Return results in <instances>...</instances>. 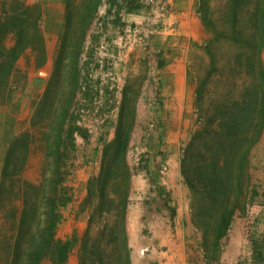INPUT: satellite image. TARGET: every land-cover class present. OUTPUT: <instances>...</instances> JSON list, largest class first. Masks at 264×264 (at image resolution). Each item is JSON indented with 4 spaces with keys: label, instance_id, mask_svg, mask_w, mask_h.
<instances>
[{
    "label": "trees",
    "instance_id": "obj_1",
    "mask_svg": "<svg viewBox=\"0 0 264 264\" xmlns=\"http://www.w3.org/2000/svg\"><path fill=\"white\" fill-rule=\"evenodd\" d=\"M212 2L199 0L197 7L202 23L212 34L204 48L212 59L216 44L231 48L221 67L212 63V71L222 75L228 69L231 76L226 77L234 84L239 77L242 90L237 97L224 98L209 110L202 102L206 81L197 86L195 105L201 125L182 148L180 173L189 190L191 222L200 234L197 244L207 262L219 259L220 242L234 214L245 207L250 154L264 129V0H218L215 6ZM101 3L64 0L53 73L32 112L30 128L12 135L6 146L0 171V212L11 207L14 200L19 205L14 209V225L4 247V264H44L47 260L63 264L75 244L78 264H132L128 233L130 129L122 121L125 88L114 136L103 143L100 168L88 178L80 204V211L88 216L86 227L80 237L74 233L66 239L56 237L60 208L71 200L65 182L74 132L82 134L74 108L78 94L84 93L81 56ZM41 14L39 3H24L20 12L10 7L0 13V104L12 98L17 60L27 50L36 60L44 58ZM9 36L11 44L7 43ZM31 129L39 130L33 133ZM34 148L42 153L44 167L31 179L25 170ZM153 182L158 195L165 196L164 204L172 217L175 210L167 205L166 192L155 178ZM200 193L201 209L197 207ZM239 264H264V251L256 239L251 241L249 260Z\"/></svg>",
    "mask_w": 264,
    "mask_h": 264
},
{
    "label": "rangeland",
    "instance_id": "obj_2",
    "mask_svg": "<svg viewBox=\"0 0 264 264\" xmlns=\"http://www.w3.org/2000/svg\"><path fill=\"white\" fill-rule=\"evenodd\" d=\"M173 1L114 0V3L109 5L108 0H102L81 56L84 93L78 94V102L74 108L76 122L81 127L82 134L74 132V149L67 162L68 174L65 182L70 190L71 200L60 208L61 219L56 237L66 239L73 233L80 237L86 227L88 216L86 212L80 211V204L86 194L88 178L96 174L100 168L103 143L114 136L125 88L122 121L123 126L130 129L129 206L132 215L128 219V233L132 264H152L147 258V246L153 242L156 233L167 230L171 220L168 219L170 210L164 204L165 196L158 195L153 177L160 172L159 170L167 171L163 148L168 135L165 125L155 114V109L163 102L159 70L173 54L166 46L167 43L171 44L174 41L173 38L169 39L166 36V33L175 27L174 22L168 21V16L176 11ZM217 1L213 0V5H216ZM198 2L199 0H195L194 9L200 18L205 37L201 41L191 42L192 46L187 52V79L193 88V99L188 116L189 126L182 140L181 158L182 148L190 134L201 125L195 105L197 86L206 81L202 102L209 110H213L214 105L224 98L237 97L242 90L239 77L236 78L235 84L232 79L226 77L228 69L222 75L212 71V63L215 62L216 67H221L227 60L231 48L224 43L216 44L212 51L213 59L205 50L206 41L212 34L202 23L197 9ZM24 3L40 4L42 12L40 27L44 35L45 55L42 60H36L34 54L27 50L17 60L12 98L0 104V171L8 141L12 135L30 128L32 112L53 73L64 17V0H0V13L10 7L20 12ZM109 6L111 11L107 12ZM129 7H132L131 10H128ZM214 16L217 17L216 12ZM7 43H12L10 36ZM261 55L264 61V49ZM228 76H231L230 73ZM85 91H88V96L85 95ZM184 119L186 120L185 113L181 118V128L187 123L183 124ZM31 130L34 133L39 129ZM39 135L36 133V137ZM34 149L25 170V176L31 179L38 177L44 167L42 153ZM248 168L249 176L244 182L245 207L234 214L231 227L220 242L219 259L226 248L233 222L239 219L250 255L251 241L254 239L264 251V129L251 150ZM148 187L153 193L150 197L145 195ZM201 201L200 193L197 203L199 209L202 207ZM18 205L19 202L14 200L11 207L0 212V264H4V247L12 232ZM186 234L188 264H216L219 261L218 259L207 262L203 259V253L197 244L200 236L198 232L188 231ZM248 260L245 257L236 264ZM44 264L53 263L47 260ZM63 264H78L77 244L71 248L67 261Z\"/></svg>",
    "mask_w": 264,
    "mask_h": 264
},
{
    "label": "crops",
    "instance_id": "obj_3",
    "mask_svg": "<svg viewBox=\"0 0 264 264\" xmlns=\"http://www.w3.org/2000/svg\"><path fill=\"white\" fill-rule=\"evenodd\" d=\"M194 2L195 0L173 1L176 11L168 16V21L174 22L175 27L174 30L166 33L169 39H174L171 44H166L173 54L159 70L160 94L163 102L156 107L155 114L165 125L168 135L163 148L167 171L159 170L154 178L156 184L162 186L166 192L167 205L174 208L175 214L171 217L169 213L168 219L171 220L167 230L156 233L153 242L147 246V258L152 264H188L186 249L188 239L185 233L195 230L191 222L189 190L180 173L181 145L186 128L189 126L188 116L193 99V88L190 87L187 79V52L192 46L191 42L201 41L205 37L200 18L194 9ZM184 113L186 120L184 119L183 124L187 123L181 128V118ZM151 190L148 187L145 195L150 197L153 194ZM130 208L129 206L128 219L132 215ZM247 247V241L243 238L241 220H236L233 222L226 248L216 264H236L245 257L248 260L250 251Z\"/></svg>",
    "mask_w": 264,
    "mask_h": 264
},
{
    "label": "built area",
    "instance_id": "obj_4",
    "mask_svg": "<svg viewBox=\"0 0 264 264\" xmlns=\"http://www.w3.org/2000/svg\"><path fill=\"white\" fill-rule=\"evenodd\" d=\"M127 154L129 155V148H128V153Z\"/></svg>",
    "mask_w": 264,
    "mask_h": 264
}]
</instances>
